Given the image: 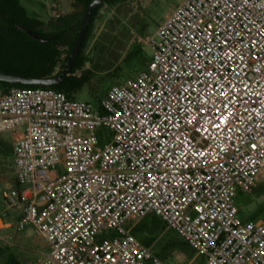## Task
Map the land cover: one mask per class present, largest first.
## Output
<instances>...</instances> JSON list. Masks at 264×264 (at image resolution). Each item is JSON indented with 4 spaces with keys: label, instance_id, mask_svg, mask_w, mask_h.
Returning a JSON list of instances; mask_svg holds the SVG:
<instances>
[{
    "label": "built area",
    "instance_id": "1",
    "mask_svg": "<svg viewBox=\"0 0 264 264\" xmlns=\"http://www.w3.org/2000/svg\"><path fill=\"white\" fill-rule=\"evenodd\" d=\"M145 43L146 69L98 105L0 89L7 206L49 248L34 264H167L133 233L149 216L205 264H264V217L237 206L264 185V0H183Z\"/></svg>",
    "mask_w": 264,
    "mask_h": 264
},
{
    "label": "rangeland",
    "instance_id": "2",
    "mask_svg": "<svg viewBox=\"0 0 264 264\" xmlns=\"http://www.w3.org/2000/svg\"><path fill=\"white\" fill-rule=\"evenodd\" d=\"M47 14V8L57 3L60 10L69 11L72 6L69 0H28ZM183 0H126L116 6L106 4L99 11L93 38L85 53L88 62L84 71H89L91 82L81 91L78 99L95 103V98H103L107 91L115 85L110 78V73L117 71L127 57L133 43L138 42L147 47L148 55L152 58L153 51L146 45L147 38L153 37L160 24ZM23 2V0H22ZM60 2V3H59ZM144 28L140 31V25ZM83 72L79 71V76ZM127 78V80L135 77ZM92 93V94H90ZM107 132V131H106ZM110 133L106 134L105 141H110ZM0 142L12 145V135L9 132L0 133ZM1 146V145H0ZM16 176L12 159H5L0 153V216L4 212L9 213L5 217L12 225L11 228L0 231V248H8L9 251L0 259V264H6L8 255L17 257L21 264H34L44 258L49 252L47 244L35 232L34 227L27 226L18 232L16 227L20 219V212L8 209L6 194L11 188H15ZM263 187L260 184L250 193L239 194L237 206L240 210L239 218L248 220L250 216L264 209V195H258L257 191ZM150 221L153 216L147 217ZM150 223L154 238V253L160 247H165L168 239L176 237V233L170 230L157 229ZM166 228V227H165ZM178 237V236H177ZM179 239H181L179 237ZM202 257L194 255L188 257L179 250H171L169 257L164 260L167 264H202Z\"/></svg>",
    "mask_w": 264,
    "mask_h": 264
},
{
    "label": "trees",
    "instance_id": "3",
    "mask_svg": "<svg viewBox=\"0 0 264 264\" xmlns=\"http://www.w3.org/2000/svg\"><path fill=\"white\" fill-rule=\"evenodd\" d=\"M69 1L72 2L73 7L71 13L57 19L51 18L47 22H44L29 16L19 0H0V72L30 78H51L61 72L76 44L84 14L92 0ZM125 1L107 0L105 4L95 10L81 52L72 67L70 76L61 84L46 87L0 82L1 91L6 92L11 88L42 87L63 92L69 99H78L83 88L91 82L89 78L90 72L84 71L88 62L85 51L93 38L97 15L104 5L116 6ZM16 25L27 28L45 39L53 40L44 43L35 41L27 33L18 29ZM143 30L144 28L140 25L141 33ZM150 60L147 47L135 42L128 51L124 64L120 68H117V71L114 73H110L109 78L115 85L123 84L127 81V78L145 70ZM77 71L83 72V75H74ZM101 100L102 98H95V103L93 104L98 105ZM0 145V153L4 158L13 160L12 145L2 142H0ZM15 187H18L17 180H15ZM257 194L264 195V185L257 191ZM263 217L264 209L253 213L248 220H258ZM149 222L157 229L166 230L161 219L153 216L151 221L146 218L139 222L134 227L133 233L146 246L154 249V238L150 237L153 228L150 227ZM177 236L176 234V237L172 236V238L168 239L165 247H160L155 254L161 259L166 260L171 250H179L188 257L193 258L196 254L195 251ZM8 251L7 247L0 248V259ZM201 261L202 264H205L203 258H201ZM6 264H21V262L17 257L9 254Z\"/></svg>",
    "mask_w": 264,
    "mask_h": 264
},
{
    "label": "water",
    "instance_id": "4",
    "mask_svg": "<svg viewBox=\"0 0 264 264\" xmlns=\"http://www.w3.org/2000/svg\"><path fill=\"white\" fill-rule=\"evenodd\" d=\"M107 0H92L89 4L88 8L86 9V12L83 17L82 26L76 41V44L67 60V62L64 65V68L61 70V72L51 78H30V77H24V76H18L13 74H6L3 72H0V82H6L10 84H22V85H29V86H56L61 84L67 77L70 76V72L72 70V67L74 66L84 43V39L86 36V33L88 31L89 25L91 23L92 17L95 13V10L105 4ZM16 27L25 33H27L29 36H31L35 41L44 43L51 41L53 39H45L38 34L33 33L31 30L24 28L22 26L16 25ZM8 213H4V216H7Z\"/></svg>",
    "mask_w": 264,
    "mask_h": 264
},
{
    "label": "crops",
    "instance_id": "5",
    "mask_svg": "<svg viewBox=\"0 0 264 264\" xmlns=\"http://www.w3.org/2000/svg\"><path fill=\"white\" fill-rule=\"evenodd\" d=\"M20 1V3L22 4V6L26 9V11H27V13H28V15L29 16H31V17H33V18H37V19H39V20H41V21H44V22H47L49 19H51L52 18V14H51V5L50 6H48V8H47V14H45L43 11H41L40 9H37V7L34 5V3H31V1H28V0H23V2H22V0H19ZM71 2V1H70ZM60 3V2H59ZM54 4H56L57 5V9L59 10V11H63V12H65V14H69V13H71L72 12V10H73V7L71 8V10H69V11H65V10H60L59 8H58V4L57 3H54ZM71 6H72V2H71V4H70ZM4 213H8L7 211H5ZM9 216V213H8V215L7 216H5V217H8ZM5 221L6 222H8V223H10L9 221H7V219H5ZM11 224V223H10ZM7 229H9V228H7ZM3 230H6V229H3Z\"/></svg>",
    "mask_w": 264,
    "mask_h": 264
},
{
    "label": "snow or ice",
    "instance_id": "6",
    "mask_svg": "<svg viewBox=\"0 0 264 264\" xmlns=\"http://www.w3.org/2000/svg\"><path fill=\"white\" fill-rule=\"evenodd\" d=\"M253 147H255V145H253ZM193 155H198V153H193ZM154 179V178H153Z\"/></svg>",
    "mask_w": 264,
    "mask_h": 264
}]
</instances>
